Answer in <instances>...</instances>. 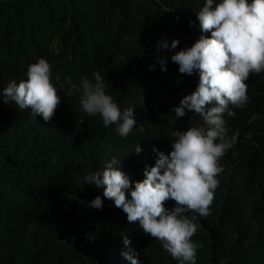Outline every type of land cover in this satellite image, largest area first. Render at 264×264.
I'll return each mask as SVG.
<instances>
[{"label":"trees","instance_id":"1","mask_svg":"<svg viewBox=\"0 0 264 264\" xmlns=\"http://www.w3.org/2000/svg\"><path fill=\"white\" fill-rule=\"evenodd\" d=\"M205 3L0 0V264H127L123 253L135 250L142 261L152 259L157 240L139 222L129 223L123 210L104 197V189L87 184L85 177L115 158L131 181L141 179L145 163L157 153L154 147L170 153L175 132L205 126L193 112L180 119L171 112L199 83L198 72L180 74L171 57L202 35L211 36L201 31L197 17ZM174 39L180 40L176 49L171 48ZM40 58L53 66L54 83L68 77L78 83L82 75L99 71L106 94L121 111L134 108L137 123L130 134L121 137L116 124L106 127L98 115L88 116L80 94L67 97L64 89L51 121L7 125L5 115L14 102H3V89L27 79L29 65ZM247 95L230 127L239 133L238 150L253 159L264 153V73ZM256 126L253 143L250 132ZM235 150L234 144L220 160L229 172ZM256 180V192L264 196V174ZM96 196L103 199L102 209L87 206ZM29 203V213L21 217ZM201 242L196 264H264V205L245 213L238 226L206 222ZM159 257L162 264H173L164 254Z\"/></svg>","mask_w":264,"mask_h":264},{"label":"clouds","instance_id":"2","mask_svg":"<svg viewBox=\"0 0 264 264\" xmlns=\"http://www.w3.org/2000/svg\"><path fill=\"white\" fill-rule=\"evenodd\" d=\"M197 17L201 31L211 36L202 35L192 46L175 52L171 60L182 75L198 72L199 83L171 112L178 119L193 112L203 118L205 126L175 132L170 153L154 147L157 153L145 163L141 179L131 181L115 158L103 171L85 177L87 184L104 189V197L123 210L129 223L139 222L143 232L157 240L153 243L157 252L150 261H142L135 250L123 253L127 264H162V254L173 264H196L206 222L238 226L245 213L264 205L263 194L256 192V178L264 174V153L251 159L247 150H238L239 133L230 127L235 112L247 104L251 83L264 73V0H206ZM179 44L174 39L171 48ZM160 63L166 71V61ZM52 67L40 58L29 65L27 79L18 84L11 81L3 89V102H14L5 115L7 125L22 119L51 121L64 89L67 97L80 94L81 109L88 116L98 115L106 127L116 124L121 137L130 134L137 123L134 108L121 111L114 97L106 94L99 71L82 75L78 83L71 77L54 83ZM257 129L251 127L253 143ZM234 144L229 163L233 172H229L220 160ZM141 151L139 145L135 153ZM87 206L102 209L103 199L96 196ZM29 211L30 203L21 208V217ZM124 242L131 243L127 237Z\"/></svg>","mask_w":264,"mask_h":264},{"label":"bare ground","instance_id":"3","mask_svg":"<svg viewBox=\"0 0 264 264\" xmlns=\"http://www.w3.org/2000/svg\"><path fill=\"white\" fill-rule=\"evenodd\" d=\"M170 61V60H169ZM60 76V75H59ZM18 81V80H17ZM62 81V80H61ZM185 83V82H184ZM260 109H261V107H260ZM264 111V110H263ZM1 112V111H0ZM4 112V111H3ZM6 112V111H5ZM253 112H255V110L253 111ZM260 112V111H259ZM262 113V112H261ZM261 113H260V116H261ZM263 114V113H262ZM4 116V115H3ZM255 116H256V114H255ZM236 117V116H235ZM235 117H234V119H235ZM258 118V117H257ZM248 121H249V119H248ZM232 122V121H231ZM257 123V122H256ZM231 124V123H230ZM257 125V124H256ZM257 127V126H256ZM52 131V130H51ZM56 131V130H55ZM58 131V130H57ZM53 133H54V131H53ZM262 134V133H261ZM260 134V135H261ZM54 135H56V132H55V134ZM154 135V134H153ZM153 135H152V138H153ZM258 139V138H257ZM255 143H257L256 141H255ZM253 144V143H252ZM235 148V147H234ZM262 178V177H261ZM260 178V179H261ZM259 179V180H260ZM263 181V180H262ZM226 229V228H225ZM229 230H227V232H228ZM255 259H256V257H255Z\"/></svg>","mask_w":264,"mask_h":264}]
</instances>
